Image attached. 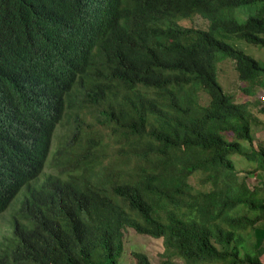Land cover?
Listing matches in <instances>:
<instances>
[{
    "label": "trees",
    "instance_id": "1",
    "mask_svg": "<svg viewBox=\"0 0 264 264\" xmlns=\"http://www.w3.org/2000/svg\"><path fill=\"white\" fill-rule=\"evenodd\" d=\"M229 38L264 49V0H0V264H118L127 228L182 264H264L260 121L216 62L262 86L264 64Z\"/></svg>",
    "mask_w": 264,
    "mask_h": 264
},
{
    "label": "rangeland",
    "instance_id": "2",
    "mask_svg": "<svg viewBox=\"0 0 264 264\" xmlns=\"http://www.w3.org/2000/svg\"><path fill=\"white\" fill-rule=\"evenodd\" d=\"M260 2L243 4L226 10L229 16L234 17L239 22L246 19L247 16L256 14L261 8ZM179 25L192 26L195 28L205 29L208 26V21L204 17L194 14L177 19ZM229 43L241 48L245 53L252 55L264 64V49L258 46L248 45L242 40H235L234 38L226 39ZM217 79L222 86L224 92L231 95L235 102H251L252 112L258 117L260 124L253 127V134L255 143L264 144V114L258 109L264 104V86L259 83H248L238 78L237 72L234 68V62L230 58L223 57L216 62ZM252 87L254 94L252 96L245 95L242 88L248 86ZM236 166L243 174V169L249 168V163L244 159L235 157ZM248 182L253 185L264 182V173L257 171L247 178ZM192 184H198V177L190 178ZM264 224V223H263ZM264 247V240L262 244ZM123 253L118 261V264H136L132 253L140 252L147 256L150 264H166V262H173L174 264H182L184 260L176 255L169 257L164 252V245L162 238H154L145 234H138L133 229L127 228L123 231L122 236ZM264 262V254L261 256Z\"/></svg>",
    "mask_w": 264,
    "mask_h": 264
}]
</instances>
